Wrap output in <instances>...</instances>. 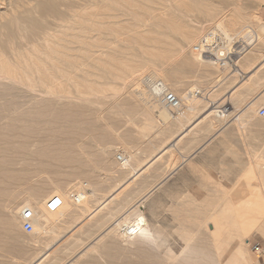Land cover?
Wrapping results in <instances>:
<instances>
[{
    "label": "bare ground",
    "instance_id": "obj_1",
    "mask_svg": "<svg viewBox=\"0 0 264 264\" xmlns=\"http://www.w3.org/2000/svg\"><path fill=\"white\" fill-rule=\"evenodd\" d=\"M73 1L47 0L38 5V11L34 10L23 18H13L0 26L1 181L14 183L16 179L12 171L6 170H13L19 164L24 167V171L28 167L40 171L49 183L52 182L49 176H58L63 169L77 172L90 165L92 159L85 161L83 157L85 148L91 144L89 141L85 142L86 137L91 138L86 134L91 125L88 126L83 113L96 114L92 113L93 105L101 97L104 98L105 92L110 88L97 83L98 78L120 79L130 84L132 93L144 97L147 91L142 80L151 71L149 77L161 80L179 97L176 88L184 84L185 71H195L194 77L198 82L213 83L210 93L189 89L200 90L201 95L192 100L187 96L185 98L189 102L198 100L206 104L204 117L200 120L195 118V121L186 117L181 120L177 118L179 115L173 116L161 106L156 112L164 110L169 114L174 120L173 124L179 126L178 131H185L188 125L191 126L183 136L206 123L213 134L204 145L224 133L232 123L239 124L247 111H253L264 102V63L258 64L257 54L249 55L252 51L264 52V0H256L261 6L258 7L260 15L255 11L245 14L238 8L214 15L215 5L187 0H83V4H73ZM191 12H196L198 19L203 21L210 18L211 26L192 27L185 20V15ZM249 25L256 28H251L254 34L253 31L250 34V30L246 32V26ZM204 28L219 30L226 45L234 37L244 33V37H240L241 42L246 43L243 46L246 53L240 58L238 54L232 56L231 63L223 68L212 59L200 57L193 52V44L199 41ZM165 31L173 33L177 39L166 36ZM252 35V38L256 36L257 43L251 40ZM181 42L188 46L185 57ZM117 43L120 45L116 46ZM169 60L176 61V65L164 67V62ZM207 68L215 70V77L206 71ZM227 71L228 74L232 72L229 76L232 80L233 77L234 80L242 78L234 87L231 86L227 97L221 100L217 92L225 78L218 77ZM217 72L221 75H217ZM148 97L150 98L149 95ZM69 98L80 102V105L83 103L85 110L77 108V103L58 109L54 106L57 105L53 103L55 100L62 99L64 102L63 99ZM150 102L156 104L152 99ZM229 103L231 107L220 110L222 105ZM187 107L188 112L197 111L196 117L202 114L199 106ZM53 113L54 119H51L49 115ZM164 117L161 116L163 121ZM40 131L44 136L38 135ZM90 133L94 135L93 132ZM107 133L101 129L97 134L98 142L103 141ZM177 143L176 139L173 140L171 147L174 148ZM157 156L147 163L134 165L133 155H125L119 170L128 180L120 183L103 200L97 199L94 189L82 184L85 191L66 194V190L57 189L60 204L58 213L55 214L46 212L42 205L35 204L29 198L22 202V206L9 208L5 216L0 218V248L9 256L19 254V251L9 246L4 233L15 234L22 223V213L31 210L33 232L37 235L33 242L36 250H40L31 264H49L48 257L55 250L62 245L69 250L75 244V240L69 239L77 231L81 232V227L96 215L106 212L108 223L104 225L102 232L94 237H87L89 241L83 242L84 245L72 252L61 264H89L83 260L80 262L79 259L90 252L96 253L98 244L100 253H106L105 256L115 264H165L160 262L162 256L159 255L160 249L159 252L157 250L160 248V241L158 242L156 226L145 217L142 210L146 201L163 183L162 180L132 201L128 202L127 197L118 198ZM259 178L264 190V178ZM1 184L0 182V197L3 198L8 194L1 188ZM74 194L84 196L82 204L78 205L73 201ZM31 195H37L36 191ZM227 211L228 208L222 205L217 215L211 214L212 217L202 223L213 241L215 262L207 248L203 247L202 250L189 246L191 238L186 234L182 236L185 246L179 256L168 249L164 252L167 261L176 260L177 264H260L257 257L247 250V236L241 238L227 259L222 261L225 245L220 236L225 231ZM67 218L73 222L65 233L62 225ZM124 228H128V237H124ZM117 236L128 247V257L126 250L116 248L113 240ZM110 251L113 254H107Z\"/></svg>",
    "mask_w": 264,
    "mask_h": 264
},
{
    "label": "rangeland",
    "instance_id": "obj_2",
    "mask_svg": "<svg viewBox=\"0 0 264 264\" xmlns=\"http://www.w3.org/2000/svg\"><path fill=\"white\" fill-rule=\"evenodd\" d=\"M46 1L47 0H0V26L13 18H23L34 10L38 11V5ZM187 1L215 5L216 10L214 15L236 8L245 14L255 11L260 15L259 8L261 6L256 0ZM74 2L83 4V0H74L73 4ZM196 14V12H191L185 15V20L188 24L192 27H201V25H205V28H207V26H211L209 25L212 22L210 18L203 21L198 19ZM205 28L201 33L206 32ZM251 28L256 29L253 25H249L246 26V32L250 30V34H252L251 31H253L254 34V30H251ZM246 32L245 34H247ZM203 34L201 36H203ZM243 34L240 36L244 37ZM165 35L177 39L173 33L168 31H165ZM240 36L234 37L229 44L232 50L238 51L237 46L242 45L243 47L244 44H246L241 42L242 37ZM252 37L253 35L251 36V40L257 43L256 36H254L255 39ZM244 39L247 42L246 38H243V41ZM251 40L249 39L250 42ZM115 45L117 46L120 44L117 43ZM182 45L183 50H185L183 57H185L188 46L184 43H182ZM239 53L238 56L240 58L246 52L244 53L242 49ZM251 53L257 54L259 57L257 61L258 64L264 63L263 50L260 53L252 51L249 55ZM164 64V67H172L176 65V61L169 60L164 62ZM212 70L213 69L209 68L206 69L209 74L213 75L212 77H215V70ZM151 73L152 72L149 71L144 76L150 75ZM231 73L228 74L227 71V73H221V75L217 72V75H221L218 79L222 76V79L225 78V80L220 83L221 86H219L217 92L221 100L227 97L228 92L232 89L231 86L234 87L238 83V80L240 81L242 78V76L237 77L236 81L233 77L232 80V77H229ZM195 75V71H185L184 84L178 86L176 92L182 101L185 102L184 104H186V106H199V110L202 114L196 117L197 111L188 112L185 110L183 114L177 117L178 119L182 120L186 117L190 121H195L196 119L200 120L205 115L204 110L206 104L198 100L189 102L185 99L186 91L189 89H200L203 93L205 92V94H208L207 92L212 89L211 86L213 83L210 84L209 82L200 80L198 82L197 78L194 77ZM232 81L234 83H232ZM97 83L102 85L105 84V86H109L110 88L105 92V96H103L107 99L101 97L96 105H93L94 111L92 113L96 114L90 115L88 113H83L86 123L89 127L91 125L86 132L91 138L86 137V140L84 139L85 142L89 141L91 144L90 146L88 145V148H85L86 153L83 157L85 161L87 159H92L90 165L77 172L71 169H63L60 175L49 176L50 179H52L50 183L46 182L47 178L44 174L34 170L31 166L30 169L28 167V170L26 169L25 171L22 170L24 167H21L20 164V167L17 166V168L15 166L13 170L7 169V172L12 171L17 181L15 180L14 183H10L4 180L1 181L2 178L0 179L2 183L1 188H4L3 190L8 194L6 197H0V218H2L3 215L5 216L9 208L22 206V202L27 198L31 199L35 204L42 205L46 212H50L51 214L58 213V208L53 211L47 206L49 200L53 198H57V203L59 202L58 204H60V199L57 195L58 188L63 191L66 190V194H70L73 191H85V187L82 184H87L89 188L94 189L97 194V199L103 200L115 191L119 187L118 185L128 180V177L120 173L119 169L121 166L116 160V155L123 154L125 156L127 154H132L134 157L132 164L141 165L143 162L147 163L159 153L162 154L163 149H166L161 156L158 155L156 160H154V162L118 196V198L127 197L128 202L132 201L151 188L155 183L162 180L163 183L146 201L142 209L145 217L156 226L157 234H159L158 242L160 241V248L157 250L159 252L160 249V254H158L162 256L160 259L161 263H178L176 260H168V262L164 252L168 249L179 256L185 246L182 240V236L185 234L191 238L189 246L202 250L203 247L207 248L206 250L210 251L209 253L213 262H215L214 244L212 239L209 238V231L206 226L203 225V221L211 218L212 215H217L222 205L228 208V215L225 220V231L222 232L220 236L225 245V254L223 253L224 256H222V261L227 259L231 251L239 244L240 239L245 238V236L249 237L248 243L249 241H256L264 246V243H261L259 239V236L264 239V190L259 180L260 176L261 179L264 178V116L259 115L260 109L264 108V102L260 103L253 111H247L239 124L232 123L224 133L214 138L207 145H204L213 134V130L209 128L206 123L198 126L190 134L182 138L180 137L179 140L177 137L182 133L178 131L179 126L173 124L174 120L172 121L171 116L164 110L156 112L160 105L157 103L152 104L147 92L144 97L136 96L132 93L129 83H124L120 79L112 77L98 78ZM115 89L116 91H114ZM144 89L146 91L145 86ZM55 101L56 102L53 103L57 104L54 105L57 109L64 108L67 104L77 103V108H80L82 111L85 110L83 108V103L80 105V102L70 98L63 99L64 102H62V99ZM95 106H97L98 109H96L97 107L95 108ZM229 107H231L230 103L228 105H222L220 110L223 111L224 108L227 109ZM53 115L54 113L49 115V117L54 119ZM161 116H165L164 121L161 119ZM101 129L108 133L104 136L103 141L98 142L97 134ZM90 132H93L94 135H91ZM38 135L44 136L42 131H40ZM175 139L178 140V143L173 148L171 147V143ZM190 155H193L188 161L191 164L189 165L191 174L196 176V185L194 187V193H192L193 195L188 194V192H183V188H174L171 177L168 181H163V179L168 174L172 173L182 162V156L187 159ZM235 173H237L238 176L233 180L232 176L235 175ZM21 175L22 179H20ZM41 183L43 185H41ZM35 191L37 195H31ZM63 191L62 193L64 194ZM255 204L257 205L255 206ZM105 214L107 213L103 212L98 214L92 220L88 221L81 227V232L77 231L74 234L75 236L73 235L69 239V241L75 240V244L69 247V250L67 247L64 248V245L60 246L48 257L49 262L47 263L61 264L64 260L68 259L70 254L77 250L83 242L87 243L89 241L87 237H94L96 234L100 233V231L102 232L104 225L106 226V223H108ZM72 222V219H65L62 225L65 233L68 231ZM209 222L211 221L209 220ZM21 224L15 234L11 235L4 233L9 246L19 251V254L9 256L8 253H4L0 248V264H31L33 262L32 260L35 259L37 253L40 251L39 249L36 250L37 247L33 242L37 235L34 234V232L31 234L25 233ZM209 229H211L210 226ZM121 241L119 236L115 237L113 240L116 248L119 247L126 250L125 253L128 257V247L124 246V243ZM97 246L98 250L96 253L90 252V255L88 254L80 258L79 261L81 262L83 260L89 264H115L105 256L106 253H100V245L98 244ZM247 250H249L250 254L255 256L251 252L249 246ZM107 254H113V252L110 251ZM257 261L260 264H264V258L257 259Z\"/></svg>",
    "mask_w": 264,
    "mask_h": 264
},
{
    "label": "built area",
    "instance_id": "obj_3",
    "mask_svg": "<svg viewBox=\"0 0 264 264\" xmlns=\"http://www.w3.org/2000/svg\"><path fill=\"white\" fill-rule=\"evenodd\" d=\"M226 41L222 33L215 28H208L203 36L200 37L199 41L195 44L193 52L200 57L212 59L217 62L220 67L228 66L231 63V57L239 54L242 46H237V50H232L230 45H226ZM240 47V48H239ZM242 48V49H241ZM143 85L152 101L158 103L162 108L167 110L171 115H181L188 108L183 101L177 97L173 91L166 86L161 80L153 79L146 75L143 80ZM201 95L200 90H188L186 96L192 100ZM260 116H264V108L259 111ZM116 160L119 163L124 162V155L118 154ZM73 201L76 204H82L84 201L83 195L74 194L72 196ZM57 198L49 200L47 206L51 210H56L59 206ZM33 212L31 210H25L22 213V229L25 233L31 234L33 232ZM126 229L124 237H128V228ZM249 248L251 252L257 257V259L264 258V246L256 241H249Z\"/></svg>",
    "mask_w": 264,
    "mask_h": 264
},
{
    "label": "crops",
    "instance_id": "obj_4",
    "mask_svg": "<svg viewBox=\"0 0 264 264\" xmlns=\"http://www.w3.org/2000/svg\"><path fill=\"white\" fill-rule=\"evenodd\" d=\"M189 126V125H188ZM186 127V132L187 130L191 129L190 127ZM185 131H180L182 132L180 135H178L177 138L183 137V134ZM189 134V133H188ZM186 134V135H188ZM185 136V135H184ZM178 141V140H176ZM166 151V149H163V153ZM162 153V154H163ZM161 153H159L158 155H162ZM193 155H190L187 159H185L186 157L182 156V162L172 171V173L168 174L163 181L166 182L170 179H172V183H173V187H179V188H183V192H188V194L193 195L192 193H194V187L196 185V176L191 174V168L189 165H191L188 161L189 159L192 157ZM238 176L237 173H235V175L232 176L233 180L235 179V177ZM259 239L261 241V243H264V239L259 236Z\"/></svg>",
    "mask_w": 264,
    "mask_h": 264
}]
</instances>
